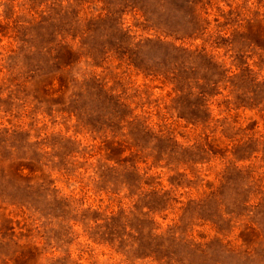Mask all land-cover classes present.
Segmentation results:
<instances>
[{"label":"rangeland","instance_id":"obj_1","mask_svg":"<svg viewBox=\"0 0 264 264\" xmlns=\"http://www.w3.org/2000/svg\"><path fill=\"white\" fill-rule=\"evenodd\" d=\"M0 264H264V0H0Z\"/></svg>","mask_w":264,"mask_h":264},{"label":"trees","instance_id":"obj_2","mask_svg":"<svg viewBox=\"0 0 264 264\" xmlns=\"http://www.w3.org/2000/svg\"><path fill=\"white\" fill-rule=\"evenodd\" d=\"M119 34L122 36V41L124 40V42L126 43V47L125 48H119V52L118 50H116L121 57L126 58L128 61L132 62L134 64V60H133V56L136 55V53L140 52H144V51H148L151 48H162L164 50L168 51V54H180V55H189V51H187L186 49H178L175 48V46L168 44L166 42L163 41H152V40H147L143 43L138 42L136 44L133 43V40L127 35L126 32H123L121 28L118 29ZM136 66V65H135ZM140 67V66H139ZM138 67V68H139Z\"/></svg>","mask_w":264,"mask_h":264}]
</instances>
